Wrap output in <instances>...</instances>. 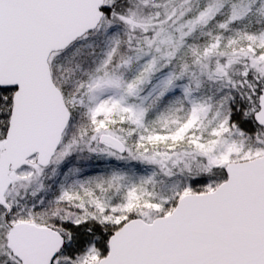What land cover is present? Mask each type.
Listing matches in <instances>:
<instances>
[{
  "label": "snow or ice",
  "instance_id": "snow-or-ice-1",
  "mask_svg": "<svg viewBox=\"0 0 264 264\" xmlns=\"http://www.w3.org/2000/svg\"><path fill=\"white\" fill-rule=\"evenodd\" d=\"M0 264H264V0H0Z\"/></svg>",
  "mask_w": 264,
  "mask_h": 264
}]
</instances>
